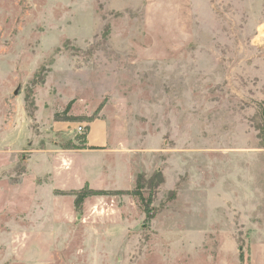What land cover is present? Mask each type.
Segmentation results:
<instances>
[{
    "label": "rangeland",
    "instance_id": "obj_1",
    "mask_svg": "<svg viewBox=\"0 0 264 264\" xmlns=\"http://www.w3.org/2000/svg\"><path fill=\"white\" fill-rule=\"evenodd\" d=\"M262 128L264 0H0V264H264Z\"/></svg>",
    "mask_w": 264,
    "mask_h": 264
},
{
    "label": "trees",
    "instance_id": "obj_2",
    "mask_svg": "<svg viewBox=\"0 0 264 264\" xmlns=\"http://www.w3.org/2000/svg\"><path fill=\"white\" fill-rule=\"evenodd\" d=\"M262 132V135H264V128H262ZM161 182L162 176L159 172L154 173L148 180H144L141 176H139L136 185L132 190L120 192L138 196L142 203L145 218L146 220H150L156 213V208L152 205V193L155 191L156 187L161 184ZM143 189L149 190V195L147 197L143 195ZM104 192L105 191L103 190L82 189L76 193L75 204L79 207L85 197L93 194H104Z\"/></svg>",
    "mask_w": 264,
    "mask_h": 264
}]
</instances>
